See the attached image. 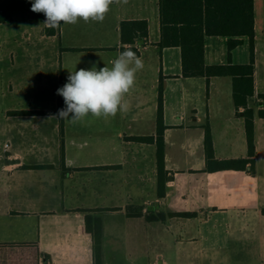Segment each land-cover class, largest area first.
<instances>
[{"label": "crops", "instance_id": "crops-1", "mask_svg": "<svg viewBox=\"0 0 264 264\" xmlns=\"http://www.w3.org/2000/svg\"><path fill=\"white\" fill-rule=\"evenodd\" d=\"M28 1L0 0V11L12 16L0 22V242L38 241L43 264H93V237L82 230L90 214L102 220L105 264H169L188 255L182 245L190 240L201 264H222L224 258L252 253L256 246L264 252V118L258 115L264 108V0H212L213 20H234L238 9L241 18L243 9L246 19L249 10L251 16L255 13V92L249 106L256 113L257 145L252 171L213 172L204 171V125L210 123L217 158L246 157L244 108L237 112L231 75L214 76L209 84L202 76L185 77L181 47L158 45L160 0L114 3L103 22L89 21L87 26L78 20L58 29H38L40 42L52 39L58 46L53 61L51 57L48 64L38 65L41 82L33 84L34 47L29 41L34 26L27 25L33 15L27 11L26 24L13 27L19 6ZM129 19L148 20L149 36L141 48L144 67L125 96L128 111L118 112L116 122L91 116L75 124L63 120L62 135V119H48L64 102L57 89L67 82L69 71L111 67L122 46L120 24ZM22 33L27 35L18 42ZM230 39L241 40L231 51ZM36 50L43 56V50ZM251 60L248 35L206 36V64ZM161 77L169 170L163 197L158 196L156 144L127 138L156 135ZM31 110L50 113L19 112ZM41 164L52 166L28 167ZM140 210L143 215L129 214ZM151 211H192L197 216L149 221L146 213ZM190 218L198 221L188 239L172 231L176 224L190 225ZM164 231L172 233L176 250L158 248L164 244Z\"/></svg>", "mask_w": 264, "mask_h": 264}, {"label": "trees", "instance_id": "trees-1", "mask_svg": "<svg viewBox=\"0 0 264 264\" xmlns=\"http://www.w3.org/2000/svg\"><path fill=\"white\" fill-rule=\"evenodd\" d=\"M206 10L203 11V0H160L161 13V40L158 45L161 48L169 46H179L182 50V68L183 76L194 77L202 76L207 79L209 84L214 76L231 75L233 77V98L237 112L243 107V116L245 119V128L248 143V155L239 158L220 159L216 157L213 134L210 123L204 125L205 129V154L206 168L204 171L213 172L224 169L253 170L257 156L256 128H255V110L249 106V99L255 92V13L250 15L248 12L245 18L243 9V18L238 9L237 18L228 21H217L210 19L213 12V1L206 0ZM205 17V19H204ZM9 12L0 11V22L11 20ZM121 43L120 51L125 46L132 48L138 56L141 55V48L144 41L149 36V22L146 19L123 20L120 24ZM207 35H248L252 52V60L249 64H213L208 65L205 62V41ZM138 41H141L139 43ZM241 42L239 39L229 40V50ZM163 77H161L159 89V101L157 112V132L156 135L128 136V139L155 143L157 146V170H158V196L163 197L166 194V183L169 178V170L166 167L165 159V112H164V88ZM264 99V93L261 94ZM64 107L63 99L55 111ZM41 113V110L19 111ZM258 115L264 118V108L259 110ZM64 121L62 120V135L64 131ZM64 142L61 144V161L64 166ZM52 165H28V167L44 168ZM264 213V209H263ZM130 215H143L140 210ZM194 217L197 212H156L146 213V219L149 221L165 220L167 217ZM82 230L93 237V264H105L103 260V226L102 220L98 216L87 215L85 225ZM43 252L38 241L21 242H0V264H43Z\"/></svg>", "mask_w": 264, "mask_h": 264}, {"label": "clouds", "instance_id": "clouds-1", "mask_svg": "<svg viewBox=\"0 0 264 264\" xmlns=\"http://www.w3.org/2000/svg\"><path fill=\"white\" fill-rule=\"evenodd\" d=\"M127 3V0H33L31 11L43 13V24L58 29L61 24L103 22L110 5ZM144 67L143 60L132 48L125 46L123 51L111 61V67L97 69L81 68L69 71L67 82L57 89V95L64 98L65 107L50 118L65 120L75 124L86 117H115L125 113L129 104L125 96L134 87L136 74Z\"/></svg>", "mask_w": 264, "mask_h": 264}, {"label": "rangeland", "instance_id": "rangeland-1", "mask_svg": "<svg viewBox=\"0 0 264 264\" xmlns=\"http://www.w3.org/2000/svg\"><path fill=\"white\" fill-rule=\"evenodd\" d=\"M33 2V0H29L28 3L25 6H19V10H18V20L14 23V30H19L20 26H23L25 23V21L23 20V16L27 13V11H29L30 14L33 15V21H30V23H28V26H34L32 27L31 30V39L29 41L30 43V47L32 48V46L34 47L33 49H30V54L31 56L33 55L34 60L30 59V80L31 83H40L41 80L38 77L39 74V64H42L43 62L47 63L49 62V60L51 59V61L54 60V46H58V41L57 42H53L52 39L50 40H45L40 42L38 37H37V31L38 29L43 28L44 30H46L48 27H46L43 22H44V14L43 13H36L31 11V3ZM3 5V4H0ZM20 17V18H19ZM24 21V22H23ZM81 24L87 26L89 22H84L82 19H80ZM33 33V34H32ZM26 33H22L19 36H17V41L19 42H23V38L22 36H26ZM15 45H17L18 43L14 42ZM19 45V44H18ZM21 45H23V47L25 46V42L22 43ZM36 49L43 50V56L40 57V53L37 52ZM38 55L39 59L38 61H36L35 57ZM41 113H50L49 111H44ZM86 119V118H85ZM89 119V118H88ZM90 120V119H89ZM118 119L117 117H111L110 118V122H116ZM4 146V139L1 138L0 139V147ZM234 216V215H233ZM239 219V218H238ZM189 220L190 225H185L184 227L181 226L180 224H176L174 226V228L172 229V231L174 233H178L180 235H183L184 237H186L187 239L190 237V235L195 231L196 229V223H197V219L196 218H190V219H186ZM232 221L234 222V218L232 217ZM166 232V233H165ZM165 235H164V244H160L158 248L162 249L163 251H173L176 250V248L178 247L176 245V242L173 241V235L170 231H164ZM194 246H195V241L194 240H190V241H186L184 243V245H182L183 250L185 249L186 252L188 253V255H185V258H181V259H176L173 258V261H170L169 264H201L200 261H198V259L196 258L195 254H193L192 251H194ZM259 246L255 247V250L252 251V253H246L244 252L241 255H232L229 256L228 258H224L222 264H259L260 260L259 259H264V252H259L258 251ZM261 248V246H260ZM259 248V249H260ZM189 251V252H188ZM160 263L162 264V261H160ZM206 264H213L210 263V261H206Z\"/></svg>", "mask_w": 264, "mask_h": 264}, {"label": "built area", "instance_id": "built-area-1", "mask_svg": "<svg viewBox=\"0 0 264 264\" xmlns=\"http://www.w3.org/2000/svg\"><path fill=\"white\" fill-rule=\"evenodd\" d=\"M8 145V144H7Z\"/></svg>", "mask_w": 264, "mask_h": 264}]
</instances>
